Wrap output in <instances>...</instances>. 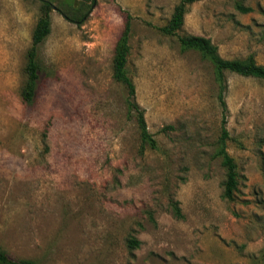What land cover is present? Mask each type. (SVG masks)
I'll use <instances>...</instances> for the list:
<instances>
[{
    "label": "rangeland",
    "instance_id": "374dc122",
    "mask_svg": "<svg viewBox=\"0 0 264 264\" xmlns=\"http://www.w3.org/2000/svg\"><path fill=\"white\" fill-rule=\"evenodd\" d=\"M52 2L26 105L42 2L0 0V249L37 264H264V80L227 74V150L239 172L229 200L213 67L161 30L180 0ZM68 5L90 10L72 22L59 9ZM127 20V70L156 149L142 148L113 77ZM178 33L264 65V0L196 2Z\"/></svg>",
    "mask_w": 264,
    "mask_h": 264
},
{
    "label": "trees",
    "instance_id": "16d2710c",
    "mask_svg": "<svg viewBox=\"0 0 264 264\" xmlns=\"http://www.w3.org/2000/svg\"><path fill=\"white\" fill-rule=\"evenodd\" d=\"M53 0H41L42 10L41 16L36 24L32 37V45L27 52V64L25 68L26 80L21 90L23 102L26 105H33L37 95L38 82L40 79L41 63L39 60L40 46L45 42L51 33V12L54 9ZM202 0H180L174 8V12L169 20L168 25L161 28L166 35L177 37L183 50H194L200 53L202 58L208 61L214 70L215 82L218 85V101L222 108V125L219 148L217 155L222 158V164L226 171V178L223 183L226 199L233 200L239 184V172L235 159L227 150V142L230 139L227 129V113L228 105L226 94L228 91V73H236L246 77H254L264 80V65L257 62L255 55L250 54L244 59H226L222 57L219 48L208 37L198 35H180V31L184 25L185 17L188 14L189 7ZM67 7V6H66ZM236 8L242 13H249L250 7L238 3ZM61 12L72 22H82L88 13V6H81L77 11L80 15L73 12L74 8L68 5V8H59ZM131 22L126 21L125 29L120 36L113 59V77L126 90V106L129 115H132L139 130L142 148L156 149L158 142L154 135L149 131L145 110L141 107L136 99V86L130 76L127 65L129 55L131 53ZM172 207L175 215L178 218L182 217L181 209L178 207V202H173ZM132 246H138L137 240H131ZM0 264H37L32 259H16L3 249H0Z\"/></svg>",
    "mask_w": 264,
    "mask_h": 264
},
{
    "label": "water",
    "instance_id": "95a60500",
    "mask_svg": "<svg viewBox=\"0 0 264 264\" xmlns=\"http://www.w3.org/2000/svg\"><path fill=\"white\" fill-rule=\"evenodd\" d=\"M55 10H58L57 8L54 7Z\"/></svg>",
    "mask_w": 264,
    "mask_h": 264
}]
</instances>
